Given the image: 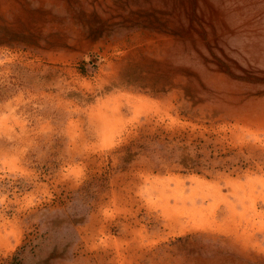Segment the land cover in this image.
<instances>
[{"label":"rangeland","instance_id":"obj_1","mask_svg":"<svg viewBox=\"0 0 264 264\" xmlns=\"http://www.w3.org/2000/svg\"><path fill=\"white\" fill-rule=\"evenodd\" d=\"M0 264H264V0H0Z\"/></svg>","mask_w":264,"mask_h":264}]
</instances>
